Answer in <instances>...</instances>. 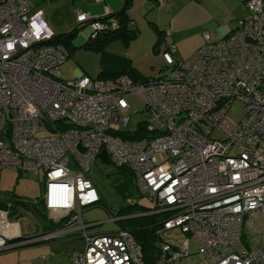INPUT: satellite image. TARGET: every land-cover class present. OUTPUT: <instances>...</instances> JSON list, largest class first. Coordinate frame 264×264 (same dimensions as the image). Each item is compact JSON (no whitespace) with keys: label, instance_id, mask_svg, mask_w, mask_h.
<instances>
[{"label":"built area","instance_id":"obj_1","mask_svg":"<svg viewBox=\"0 0 264 264\" xmlns=\"http://www.w3.org/2000/svg\"><path fill=\"white\" fill-rule=\"evenodd\" d=\"M245 5L247 15L230 33L214 39L203 32L202 44L186 59L177 60L167 43L165 66L146 82L85 74L68 81L60 72L68 54L49 43L54 34L42 9L30 0H0V168L41 169L43 207L56 223L22 238L0 209V253L78 232L84 248L70 256L71 264H144L130 230H87L85 209L100 201L87 175L105 150L112 163L133 173L149 201L142 211L110 220L164 217L155 233L175 227L185 233L181 247L160 242L165 264L187 256L190 242L212 264H264V0ZM75 20L89 32L108 27L85 12ZM129 92L141 95L149 113L147 132H134V140L120 136L132 132L126 130ZM235 101L243 104L240 120L228 114ZM41 124L47 134L38 135ZM212 129L223 138L210 136ZM246 226L262 236L252 250Z\"/></svg>","mask_w":264,"mask_h":264},{"label":"rangeland","instance_id":"obj_2","mask_svg":"<svg viewBox=\"0 0 264 264\" xmlns=\"http://www.w3.org/2000/svg\"><path fill=\"white\" fill-rule=\"evenodd\" d=\"M30 1L37 8H42L46 13L48 16L46 25L52 31V34L67 33L78 24L75 20V13L77 8H81L80 5L71 8V4H68L67 0ZM99 1L102 2V0ZM197 1L200 6L204 2L205 10L196 7L194 2L190 0H168L167 5L161 8L153 0L148 1L155 15L152 12L149 18L144 19L140 15L135 14L134 20L136 23L130 28L137 31V34L135 32L136 36L127 41L110 40L106 43L104 51L130 59L133 67L145 77L155 76L165 66L162 50L167 43L171 42L174 44L177 60L186 59L202 44L203 30H207V27L213 23L216 24L218 21L217 16L221 17L223 13L222 0H215V2L212 0ZM236 3L237 0H231L227 2V5L233 7ZM230 10H233L235 14L238 12L236 8H230ZM213 13L216 14L213 16L214 19L211 20L210 15ZM157 17L160 21V27L158 28L153 26V22L155 21H152V19L155 20ZM149 21L152 23H149ZM87 28L77 30L71 39V55L60 65L61 76L65 80L70 81L76 78L77 71L81 72V74L85 72L90 78H94L100 70L101 53L95 49L82 46L86 40L87 33L90 31L89 26ZM165 29L166 32H164ZM157 30L162 33L159 34ZM222 34L224 32L219 30L212 34V36L213 38H218ZM157 38L159 41L156 43ZM124 98L129 105V110L126 113L128 116L126 130L135 131L140 123L147 121L149 113L146 111L144 100L138 92H129ZM228 114L232 119L240 120L244 115L243 104L240 101H235ZM41 129L44 132L38 135H44L49 132L43 124H41ZM204 130L208 131L209 129L205 127ZM210 136L213 138H223V134L218 129H212ZM235 151V149H232L230 153H234ZM87 178L93 183L101 197L99 203L85 209L84 213L85 221L92 223V230L96 232H109L117 228L116 224L110 220V217H115L114 214L117 210L120 207L126 206V198L124 199L125 196L123 195L128 194L130 198L137 199V202L143 207H148L149 205L147 198L144 195H140L137 191L135 177L118 174L111 161L106 163L100 157H97L90 166ZM43 180V171L41 169L38 174L25 172L21 175L15 166H5L0 168V193L3 192L5 195H21L24 198L32 199L40 195ZM119 188L122 189L119 190ZM24 214L12 219L18 222L19 231L21 230L22 232L21 237L26 238L36 233L38 234L40 231L39 223L34 220V217L30 213ZM259 226L264 228V218L260 219ZM14 232L16 231L14 230ZM245 234V242L248 244L249 249L252 250L262 243L261 234L251 232L248 226L245 227ZM158 237L160 238V242L165 241L173 246L181 247L186 235L179 227H175L160 232ZM76 238L68 237L67 239H73L76 244V241H78ZM79 244L83 247L81 239ZM37 247H40V245L22 246L21 248L10 250V252L18 253V251H21L24 254L22 258L27 259L31 257ZM197 248L196 244L190 242L188 244V255L171 264H212L213 261H211L207 254L197 253ZM56 253L62 256V261L60 262V259H57L55 264H71L69 261L70 257L67 261L60 250L57 249Z\"/></svg>","mask_w":264,"mask_h":264},{"label":"trees","instance_id":"obj_3","mask_svg":"<svg viewBox=\"0 0 264 264\" xmlns=\"http://www.w3.org/2000/svg\"><path fill=\"white\" fill-rule=\"evenodd\" d=\"M97 19L105 23L108 27L102 30L90 32L86 36V40L82 45L85 48L95 49L102 55V59L100 60L101 67H100V70L96 78L104 79V80H113L114 78H117L119 76H127L133 81H141V82L148 81L151 76L145 77L140 72H138L133 67L130 59L123 57V56H117L115 54H110L104 51V47L106 43L109 42L110 40L127 41L136 36L137 31L130 28L131 20L126 14V7H124L120 11L113 13L111 15L97 16ZM112 21L114 22V24H111ZM86 25L87 24L81 23L67 33L58 34V35L54 34L52 39L49 41V43L54 44V45H60L63 49H65V51L68 54L67 55L68 57L71 55L70 51L72 50L71 39L73 38L77 30L83 28ZM157 32L159 34L162 33L159 30H157ZM158 41L159 39L157 38L156 43ZM164 50H165V47L162 51ZM147 130H148L147 123L145 121V122L140 123L135 131H132L130 134H127V133L120 134V136L122 139L134 140V139H137L136 134H133L134 132L140 133L144 131V133H146ZM113 165L115 166L116 172L118 174H123L127 177L134 176L133 173L127 167L117 166L114 163ZM18 172L19 174L23 175L20 171ZM42 189H43V184H42ZM121 189L122 188H119V190ZM123 196H125L124 199L129 197L128 194L123 195ZM8 197L13 198L15 201V204L17 205V208L15 210H9L10 207L11 209H14V205H11V204L10 206L5 207L7 208L10 218L14 219V218L19 217L18 215H15L14 212L18 210L19 208H21V209L28 210L31 214L33 213L34 216L37 213L38 216H35V217L39 219L41 222L45 223V226H44L45 229H48V228L50 229L52 228V226H54L52 221L47 218V212L43 207V203L41 199L40 201H37V203L34 205H27L26 203L22 204L23 199L17 195L9 194ZM100 201H101V197H100ZM129 206L130 204H126V206L120 207L114 215L115 216L130 215V214L136 213V211H142L145 209V207L141 206L138 202L136 204H131L130 207ZM18 212H22V211L18 210ZM157 218L163 219L164 217L160 218V217H155V216H136V217H132L131 219L130 218L122 219L115 223L117 228L120 225H122L119 228L126 227L124 229L130 230L135 236L136 241L141 244L142 251H143V263L144 264H156L157 262H159V264L160 263L165 264L163 261L159 259V255H158L159 250H160V247H159L160 238L158 237V234L155 232L157 230V227L160 224L156 222V220H158ZM123 222L125 225L123 224ZM118 223H119V226L117 225Z\"/></svg>","mask_w":264,"mask_h":264},{"label":"crops","instance_id":"obj_4","mask_svg":"<svg viewBox=\"0 0 264 264\" xmlns=\"http://www.w3.org/2000/svg\"><path fill=\"white\" fill-rule=\"evenodd\" d=\"M148 1H150V0H102V2L99 0H67V3L71 4V8H74L78 5H80L81 8H77L76 13L77 12H85V13H88L90 16L111 15L113 13L120 11L124 7H126V14L129 17V19L131 20V27H132L136 23L134 20L135 14L140 15L144 19L150 17V15L153 11L151 10L152 9L151 4L148 3ZM190 1L194 2V5L198 8H200L201 10H205L204 2H203L204 0H200L201 2H203V5H201V6L198 5L199 2L197 0H190ZM212 1L215 2V0H212ZM229 1H231V0H222V5H223L222 12L223 13H222L221 17L217 16L218 21L216 22V24L213 23L212 25H209L207 27V30H203V32L209 31V33L211 35L214 34L216 31H219V30H222L224 32V34H222L221 37L214 38V39H219V38L225 37L235 27L236 21L247 15V8L245 5L246 0H237L236 5L233 7H229L227 5V2H229ZM234 1H236V0H234ZM153 2H155L156 5L158 7L160 6V8H161V7H164L165 5H167L168 0H161L160 2L153 0ZM230 8H236V9H238V12L235 14V12L233 10H230ZM40 9H42V8H40ZM42 11H43V9H42ZM76 13H75V15H76ZM214 14H216V13H213L210 15L211 20L214 19L213 18ZM153 15H155V12H153ZM43 16H44V20L47 23L48 22V16L46 15V13L44 11H43ZM46 18H47V20H46ZM152 21H155V22H153V24H154L153 26H155L156 28L160 27L159 26L160 21H159L158 17L155 20L152 19ZM150 22L151 21H149V23ZM77 25H79V24H77ZM87 26L88 25L84 26L83 28H85V27L87 28ZM164 32H166V29ZM89 33L90 32H88L87 35ZM189 57H190V55H189ZM83 74L87 75L85 72H83ZM79 75H81V72L77 71L75 77L79 76ZM94 78H96V77H94ZM40 194H42V191L40 192ZM98 195L100 197L99 193H98ZM17 196H19L23 199L22 204L26 203L27 205H34L37 203V201H40L42 195H38L37 197L32 198V199L31 198H24L21 195H17ZM11 201H12V203H11ZM10 204L14 205V209H11V207H10L9 210H15L17 208V205L15 204L14 199L8 197V194L5 195L3 192H1L0 193V209H6V211H7V208H5V207L10 206ZM18 210H20L22 212H18ZM18 210H16L14 212V214L18 215L19 217L21 215H23L24 213L29 212V211H27L25 209H21V208H19ZM30 215L34 216L33 213L32 214L30 213ZM34 218L36 219L35 216H34ZM47 218L52 221L54 226L56 225L53 218L48 213H47ZM7 219H8V221H10L11 223H14L15 225H16V223H18L17 221H13L12 218H10L8 211H7ZM36 221L40 225V231H45V230L49 229V228L45 229L44 228L45 223L41 222L39 219H36ZM88 224L92 225L89 228L93 227L92 223L88 222ZM89 228L87 229L88 231H92V232L96 233V231L89 229ZM17 231H18V229H17ZM18 234H20V236H21V234H22L21 230L18 231ZM70 237H77L76 238V239H78V241H76L77 243L75 244L73 239H67V236H66V238L64 237V239L62 238V239H58V240L48 241L45 243H43V242L38 243V245H40V247H37L35 249L36 252L34 251V253L31 255V257H29L27 259L22 258L24 254L21 253V251H18V253H11L10 251L2 252V253H0V264H55L57 259H60V262L62 261V256L58 255L56 253L57 249L60 250L64 254L63 255L64 259L67 260V258H68V260H69L70 254H76V252L78 253V252L82 251L84 248V240L81 236L71 235ZM80 239L83 242V247L80 246L81 244H79Z\"/></svg>","mask_w":264,"mask_h":264},{"label":"bare ground","instance_id":"obj_5","mask_svg":"<svg viewBox=\"0 0 264 264\" xmlns=\"http://www.w3.org/2000/svg\"><path fill=\"white\" fill-rule=\"evenodd\" d=\"M123 137H124V136H123ZM109 161H110V160H109ZM121 167H122V166H121ZM121 177H122V176H121ZM125 181H126V180H125ZM123 183H124V182H123ZM130 206H131V204H130ZM130 206H129V207H130ZM125 208H126V207H125ZM27 211H28V210H27ZM32 211H33V210H32ZM106 211H107V210H106ZM28 213H29V212H28ZM34 213H35V211H34ZM109 214H113V213H109ZM24 215H25V214H24ZM118 215H119V214H118ZM35 216H38L37 213H36ZM32 217H34V216H32ZM160 218H161V217H160ZM36 219H37V218H36ZM36 219L34 218V220H36ZM130 219H131V218H130ZM157 219H158V218H157ZM121 222H122V221H121ZM48 223H49V222H48ZM87 223H88V221H87ZM119 223H120V222H119ZM119 223L117 224L118 226H119ZM50 224H51V223H50ZM123 224H124V222H123ZM155 224H156V223H155ZM124 225H125V224H124ZM158 225H159V224H158ZM16 226H17V228H16ZM16 226H15V228L18 229V231H19V228H20V227H19L18 223H16ZM120 226H122V225H120ZM120 226H119V227H120ZM48 227H50V226H48ZM53 227H54V226H52V228H53ZM150 227H151V226H150ZM124 228H126V227H124ZM50 229H51V228H50ZM89 229H92V228H89ZM36 234H37V233H36ZM36 234H35V235H36ZM35 235H32L31 237H35ZM75 235H79V233L76 232V233L74 234V236H75ZM155 235H156V234H155ZM79 236H81V235H79ZM142 236H143V235H142ZM145 236H146V235H145ZM69 237H70V236H69ZM67 238H68V237H67ZM74 238H75V237H74ZM54 240H57V239L54 238ZM47 242H48V241H47ZM43 243H45V242H43ZM159 246H160V245H159ZM25 247H26V246H25ZM20 248H21V247H20ZM155 249H156V248H155ZM142 252H143V251H142ZM76 253H77V252H76ZM71 255H73V254H70V256H71ZM67 260H68V259H67ZM144 261H145V260H144ZM157 263L159 264V262H157ZM157 263H156V264H157ZM160 264H161V263H160Z\"/></svg>","mask_w":264,"mask_h":264},{"label":"water","instance_id":"obj_6","mask_svg":"<svg viewBox=\"0 0 264 264\" xmlns=\"http://www.w3.org/2000/svg\"><path fill=\"white\" fill-rule=\"evenodd\" d=\"M75 28V27H74ZM99 157L102 159L103 162H110L109 161V158H108V154L106 153L105 150H102L100 153H99Z\"/></svg>","mask_w":264,"mask_h":264}]
</instances>
